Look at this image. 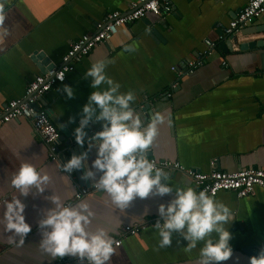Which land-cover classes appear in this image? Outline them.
I'll return each instance as SVG.
<instances>
[{
	"label": "crops",
	"instance_id": "1",
	"mask_svg": "<svg viewBox=\"0 0 264 264\" xmlns=\"http://www.w3.org/2000/svg\"><path fill=\"white\" fill-rule=\"evenodd\" d=\"M134 1L0 0V108L23 98L29 81L43 73L41 61L33 59L36 52H44L51 64L59 65L74 40L94 32L96 24L109 12H128ZM247 1L174 0L171 13H149L141 20L120 26L109 42L95 47L77 63L75 71L68 73L66 82L38 101L63 138L61 162L70 159L75 154L73 147L79 145L74 129L92 91L90 78L85 79L84 73L93 62L105 60L106 73L120 83V91L133 92L135 99L130 106L140 115L143 126H147L154 112L165 116V121L157 126L148 157L179 162L187 169L204 173L212 170L213 161L225 171L264 167V45L239 50L242 42L264 39V30L249 34L264 28V14L236 34L233 52L225 46L228 38L220 39L222 29ZM129 47L133 50L128 51ZM210 50L205 63L188 76L179 78L172 70ZM176 82L177 86L171 88ZM64 84L74 88L71 99L63 92ZM101 127L102 122L90 123L88 136ZM96 154L95 148L89 151V167ZM25 161L50 179L43 196L33 189L28 196L20 197L26 205V220L32 225L20 243L18 236L6 231L3 217L4 203L19 196L10 184L11 176ZM74 170L69 176L59 170L58 163L49 160L48 148L30 120L18 118L0 126V264H87L71 255L53 258L40 246L38 221L47 208L54 207L44 198L51 194L59 196L64 205L81 201L90 205L95 216L88 230L104 228L114 242L115 252L109 264H200L203 242L189 250L188 241L173 232L172 244L160 247L159 232L153 225H147L137 235L122 231L125 226L160 217L159 205L169 202L175 189L192 187L199 192L187 174L164 171L169 175L171 193L137 197L121 209L98 188L94 194L72 201L76 186H94L92 180L81 179L83 168ZM100 175L97 172L96 179ZM215 199L226 204L234 218L229 226L233 256L220 264H249L251 255L246 250H264V187H256L254 193L242 198L232 191H222ZM119 238L122 243L116 245Z\"/></svg>",
	"mask_w": 264,
	"mask_h": 264
},
{
	"label": "clouds",
	"instance_id": "2",
	"mask_svg": "<svg viewBox=\"0 0 264 264\" xmlns=\"http://www.w3.org/2000/svg\"><path fill=\"white\" fill-rule=\"evenodd\" d=\"M106 67L107 61H95L84 73L85 79L90 78L92 91L81 108L82 115L74 135L77 144L87 143L88 147L80 154H73L63 164V170L71 172L83 168L81 179L92 180L98 189L110 195L117 207L126 209L137 197L164 196L173 191L167 182L168 173L147 157L157 126L165 121V116L154 112L147 126H143L140 115L130 106L135 99L133 92L122 93L120 83L107 75ZM58 79L63 81V74ZM101 85L107 87L101 88ZM63 92L68 99L75 93L70 84L63 85ZM95 122H102L101 130L88 136L87 126ZM92 148L97 154L89 167L87 157ZM97 172L101 173L98 179ZM49 179L46 173L27 161L11 176L10 184L18 190L19 196L4 203L3 220L6 231L18 236L20 243L32 230L25 217L26 205L20 197L28 196L33 189L43 196ZM44 198L54 207L47 208L38 221L43 250L57 259L71 255L87 264H109L115 252L114 242L104 228L95 232L88 230L95 216L90 205L84 201L64 205L55 194ZM158 212L162 221L157 220L154 226L159 232L160 247L170 246L173 232H179L188 241L189 250L203 242L199 251L200 264H220L233 256L229 230L234 220L232 212L207 191L177 188L169 202L159 205ZM249 264H264V250L251 256Z\"/></svg>",
	"mask_w": 264,
	"mask_h": 264
},
{
	"label": "built area",
	"instance_id": "3",
	"mask_svg": "<svg viewBox=\"0 0 264 264\" xmlns=\"http://www.w3.org/2000/svg\"><path fill=\"white\" fill-rule=\"evenodd\" d=\"M173 9L174 0H136L131 3L128 12L119 10L109 12L96 24L94 32L86 33L71 43L69 50L63 56L62 62L59 65L48 70L46 73L38 74L33 80L29 81L23 98L13 99L0 108V126L18 118L30 120L34 130L40 135L48 148L49 160L58 163L61 172L72 176L75 170L65 172L63 170L64 163L61 162L59 157L61 133L51 119L48 111L43 108L39 110L36 108L39 99L52 88L66 82L68 73L75 71L77 63L89 56L98 45L109 42L118 33L120 26L141 20L149 13L158 16L169 14ZM2 10L3 8H0V11ZM263 14L264 0H248L229 25L222 29L220 39L224 40L233 37L243 28L260 19ZM211 52V50L207 51L197 59L188 60L182 68L174 66L172 70L177 72L179 78L188 76L196 68L205 63L206 56L211 54ZM224 64L227 65V62L224 61ZM61 74H63V81L58 79ZM176 86L177 82L173 83L171 88ZM168 96H171V92L168 93ZM90 132L93 133V130H90ZM148 159L155 162L156 166L163 171L184 172L193 180L199 191L205 190L214 198L222 191H232L239 198H242L254 193L256 187H264V167L225 171L218 169L216 162L213 161L212 170L204 173L195 169H187L179 162L158 160L154 157H148ZM76 187L72 201L90 196L97 189L95 185ZM65 205H71V202H67ZM157 220L162 221V217H157L150 221L136 222L133 225L125 226L122 231L125 234L137 235L147 225L154 226ZM121 243V238L115 240L116 245H120Z\"/></svg>",
	"mask_w": 264,
	"mask_h": 264
},
{
	"label": "water",
	"instance_id": "4",
	"mask_svg": "<svg viewBox=\"0 0 264 264\" xmlns=\"http://www.w3.org/2000/svg\"><path fill=\"white\" fill-rule=\"evenodd\" d=\"M264 30V28L263 29H255V30H252V31H250L249 32V34H251V33H258V32H261V31H263ZM234 44H237V35H234L233 37H229L228 38V40H225V46L227 47V51L229 52V51H231V52H233L234 51ZM261 45H264V39H255V40H251V41H247V42H242V43H240L239 44V50L242 52V51H247V50H249V49H253V48H255V47H257V46H261ZM239 51V52H240ZM33 59H35V60H39V61H41V65H42V72L43 73H46L48 70H50V69H52V68H54L56 65L53 63V64H51L52 63V61L48 58V57H46V55L44 54V52H36L35 54H34V56H33ZM44 67V68H43ZM43 100V97H41L40 99H39V101L41 102ZM36 108L39 110V109H41V106H40V104L39 103H37L36 104ZM63 140V138H62V136H61V138H60V141H62ZM79 149L81 150V153L83 152L82 151V149L85 151V149H86V145H83V146H81V145H77V147H73V152L75 153V154H79L78 153V151H79ZM147 155H151L150 153H148ZM251 256H253V255H257L258 253H256V252H250L249 250H246Z\"/></svg>",
	"mask_w": 264,
	"mask_h": 264
}]
</instances>
